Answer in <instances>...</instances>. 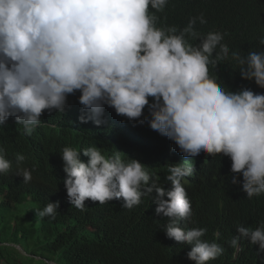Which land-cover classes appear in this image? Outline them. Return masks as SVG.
Returning <instances> with one entry per match:
<instances>
[{"label":"clouds","instance_id":"1","mask_svg":"<svg viewBox=\"0 0 264 264\" xmlns=\"http://www.w3.org/2000/svg\"><path fill=\"white\" fill-rule=\"evenodd\" d=\"M166 3L0 0V125L15 117L24 133L31 135L45 109L64 112L68 95L76 91L81 93L82 123L103 124L107 110L115 128L141 126L149 131L150 124L174 141L189 162V167L168 165L170 189L139 160L122 159L120 151L106 156L95 146L81 152L65 147L61 154L68 200L84 210L87 199L104 204L122 198L123 207L131 209L141 203L142 195L155 193L156 214L168 218L166 235L192 244L188 258L206 264L225 251L216 242L222 233L217 229L216 239L208 241L202 239L206 228L180 226L191 216L182 179L202 178L220 157L233 173L242 174L247 198L264 193V93H260L264 51H249L246 56L231 53L242 78L254 79L259 87L258 93L249 88L230 91L210 69L229 56L228 45L221 43L223 34L209 32L196 46L188 42L185 34L197 36V19L207 22L203 14L193 17L180 33L175 27L157 28L154 10H162ZM259 43L264 45V37ZM3 151L0 173L10 168ZM202 152L207 160L199 158ZM23 160L17 156L18 162ZM17 174L23 183L32 179L27 168H19ZM238 182L234 176L232 183ZM59 206V201H50L36 214L55 219ZM237 231L230 242L237 251L241 239L264 251V222L255 229L240 224Z\"/></svg>","mask_w":264,"mask_h":264},{"label":"trees","instance_id":"2","mask_svg":"<svg viewBox=\"0 0 264 264\" xmlns=\"http://www.w3.org/2000/svg\"><path fill=\"white\" fill-rule=\"evenodd\" d=\"M201 14L207 22L197 19V36L185 34V39L196 46L209 32L222 33L221 43L228 45L229 56L211 65V73L230 91L249 88L258 93L254 79L242 78L231 53L246 56L249 51H264L259 43L264 37V0H167L162 10H154L153 17L157 28L175 27L180 33ZM218 51L219 46L213 56ZM80 95L79 91L68 95L64 112L45 109L31 135L16 124L15 117L0 125V149L10 161L9 170L0 173V264H195L187 256L193 245L166 235L168 218L156 214L155 193L142 195L141 203L131 209L123 207L122 198L104 204L87 199L84 210L70 204L61 154L65 147L81 152L95 146L106 156L120 151L126 162L134 158L144 164L165 189L172 187L166 180L169 164L189 167L176 143L150 124L149 131L141 126L115 128L107 110L103 124L82 123ZM18 155L24 157L22 162L17 161ZM80 158L88 160L83 153ZM19 168L31 171L30 182L23 183ZM234 176L238 183H232ZM182 184L191 216L181 220L180 226L206 228L202 239L208 241L216 239L217 229L222 233L216 242L225 251L206 264H264V251L258 244L241 239L237 251L230 243L239 235L237 225L255 229L264 222V193L247 198L242 174L233 173L220 157L202 178L184 177ZM50 201L60 202L55 219L39 217L36 212Z\"/></svg>","mask_w":264,"mask_h":264},{"label":"bare ground","instance_id":"3","mask_svg":"<svg viewBox=\"0 0 264 264\" xmlns=\"http://www.w3.org/2000/svg\"><path fill=\"white\" fill-rule=\"evenodd\" d=\"M206 155V153H201L200 154V157L199 158H201V157H203L204 156V158L203 159H206L207 160V157H208V155L207 156H205ZM209 164H206V166H208ZM212 166H213V164H212ZM208 169H210V168H208ZM211 171V170H210Z\"/></svg>","mask_w":264,"mask_h":264},{"label":"rangeland","instance_id":"4","mask_svg":"<svg viewBox=\"0 0 264 264\" xmlns=\"http://www.w3.org/2000/svg\"><path fill=\"white\" fill-rule=\"evenodd\" d=\"M17 250H18L21 254L26 255V252H25L23 249H21L20 246H18ZM37 259H38V257H37Z\"/></svg>","mask_w":264,"mask_h":264}]
</instances>
